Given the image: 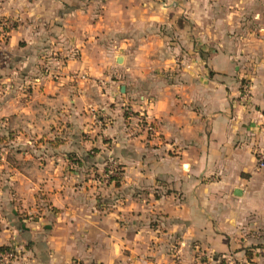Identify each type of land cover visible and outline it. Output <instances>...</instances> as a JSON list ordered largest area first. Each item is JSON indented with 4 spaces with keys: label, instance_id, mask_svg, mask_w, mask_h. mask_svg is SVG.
<instances>
[{
    "label": "crops",
    "instance_id": "obj_1",
    "mask_svg": "<svg viewBox=\"0 0 264 264\" xmlns=\"http://www.w3.org/2000/svg\"><path fill=\"white\" fill-rule=\"evenodd\" d=\"M139 1L0 0V135L22 136L31 162L0 172L13 264H255L264 250V0H170L183 16ZM154 19L173 28H131ZM110 155L122 176L102 185Z\"/></svg>",
    "mask_w": 264,
    "mask_h": 264
},
{
    "label": "rangeland",
    "instance_id": "obj_2",
    "mask_svg": "<svg viewBox=\"0 0 264 264\" xmlns=\"http://www.w3.org/2000/svg\"><path fill=\"white\" fill-rule=\"evenodd\" d=\"M169 1L170 0H147V2L149 3V5H147L148 10L152 11V12H157V11L162 12L163 9H167L169 7V9L172 12H180V11L176 10V8L178 7V4H174L173 5V3H171V1H170V3H168ZM139 3H140V1H139ZM139 3L137 2V5H134L133 7H131L132 8V10H131L132 15H134L135 13L139 14V7L143 8L145 6L142 3H140V5H139ZM179 14H181V16L184 15V13H182V12H180ZM2 22H4V21H2ZM7 23H8V27L10 29L12 24L10 22H8V21H7ZM240 23H243V22H240ZM236 25H238L237 22H236ZM248 27H249V29L251 28V30H252L256 26L255 25L253 26L251 22H248ZM131 28H135L136 30L147 28L151 32H154V33L159 35V34H164L165 31H167L168 28L171 29L173 27L172 26L168 27V25L166 23H164V22H162L160 20L154 19L153 22H150L147 26L140 25V24L135 23L133 21V24H132ZM1 29H2V33L3 34L8 32V29H7V31H4L3 28H1ZM156 34H154V35H156ZM153 38H154V36H153ZM154 43L155 44L157 43L156 39L154 40ZM158 48H162V47L158 46ZM251 55H252L251 53H247L246 54L247 57L249 56L250 60H252ZM249 66H252V62H251V64H249ZM246 71H247V74H250L251 69H248ZM242 85H243V88L249 86V80L243 79V84ZM28 89L24 88L23 90H25V92H27ZM10 135H11L10 133H6L4 135H0V161L2 159H4V163L6 162V164H3L6 167H4L3 169H0V172H3V171L5 172L7 169H11V168L12 169H17L20 172H22V171H27V172L30 171L31 172V162L23 159V158H25V156H27L26 155L27 150L23 148V144L22 143L27 142V141H25V139H23L22 136L20 137V138H22V140H19L18 138H16L17 136H12L11 137ZM13 139H15L16 142H20L19 145L11 146L10 142ZM28 142L31 143V136L28 137ZM30 149H31V146H30ZM102 168H103V166H102ZM99 173H97V172L93 173V174L96 175V178H93V179H95V181L97 183H98V180H99ZM256 236H258V235H256ZM260 242L261 243L263 242V244H260ZM256 244H257L256 247H259V245H261L263 247V248L262 247L261 248L264 249V241H261L260 239H258ZM261 248H259V249L262 250ZM259 254H260L259 255L260 258L257 259L255 264H264V250L260 251Z\"/></svg>",
    "mask_w": 264,
    "mask_h": 264
},
{
    "label": "built area",
    "instance_id": "obj_3",
    "mask_svg": "<svg viewBox=\"0 0 264 264\" xmlns=\"http://www.w3.org/2000/svg\"><path fill=\"white\" fill-rule=\"evenodd\" d=\"M9 28L8 23L4 20V22H0V42L2 40V29L1 28ZM243 96L247 97V92H243ZM151 124L146 123L144 121V128L146 130H152ZM256 159V168L261 169L264 168V153L263 152H257L255 154ZM122 176V168L121 165L118 163V161L112 156H108L105 159V162L103 164V169L99 173V180L98 183L102 185H108L110 183H114V180L116 178H121ZM17 257V253L13 249H6L0 251V264H13Z\"/></svg>",
    "mask_w": 264,
    "mask_h": 264
},
{
    "label": "trees",
    "instance_id": "obj_4",
    "mask_svg": "<svg viewBox=\"0 0 264 264\" xmlns=\"http://www.w3.org/2000/svg\"><path fill=\"white\" fill-rule=\"evenodd\" d=\"M7 29H8V28H6V27L3 28L4 31H7ZM241 89L244 90L243 85H242V88H241ZM139 122H140V121H139ZM140 123H141V124L143 125V127H144V122L141 121ZM150 126H151V129H152V124H151ZM146 131H147L146 133H150V132H151V130H149V131L146 130ZM119 180H120V178H116V179L114 180V184L117 185V184L119 183ZM6 249L8 250V249H11V248H9V247H1V248H0V251H2V250H6ZM245 257H246V260L249 261V260L251 259V257H252V252H251V251H247L246 254H245ZM218 264H224V263H223V262H222V263L220 262V263H218Z\"/></svg>",
    "mask_w": 264,
    "mask_h": 264
}]
</instances>
